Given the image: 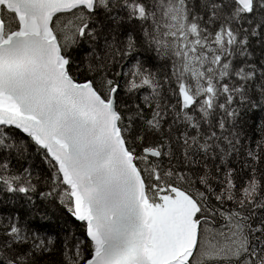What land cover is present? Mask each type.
Returning a JSON list of instances; mask_svg holds the SVG:
<instances>
[{
  "label": "snow or ice",
  "instance_id": "snow-or-ice-1",
  "mask_svg": "<svg viewBox=\"0 0 264 264\" xmlns=\"http://www.w3.org/2000/svg\"><path fill=\"white\" fill-rule=\"evenodd\" d=\"M0 264H264V0H0Z\"/></svg>",
  "mask_w": 264,
  "mask_h": 264
}]
</instances>
